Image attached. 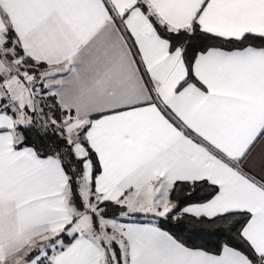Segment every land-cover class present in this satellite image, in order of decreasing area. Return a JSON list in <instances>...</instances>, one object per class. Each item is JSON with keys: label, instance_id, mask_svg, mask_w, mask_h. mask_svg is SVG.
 <instances>
[{"label": "snow or ice", "instance_id": "1", "mask_svg": "<svg viewBox=\"0 0 264 264\" xmlns=\"http://www.w3.org/2000/svg\"><path fill=\"white\" fill-rule=\"evenodd\" d=\"M0 264H264V0H0Z\"/></svg>", "mask_w": 264, "mask_h": 264}, {"label": "crops", "instance_id": "2", "mask_svg": "<svg viewBox=\"0 0 264 264\" xmlns=\"http://www.w3.org/2000/svg\"><path fill=\"white\" fill-rule=\"evenodd\" d=\"M125 222H130L129 220H126Z\"/></svg>", "mask_w": 264, "mask_h": 264}, {"label": "trees", "instance_id": "3", "mask_svg": "<svg viewBox=\"0 0 264 264\" xmlns=\"http://www.w3.org/2000/svg\"><path fill=\"white\" fill-rule=\"evenodd\" d=\"M111 211V210H110Z\"/></svg>", "mask_w": 264, "mask_h": 264}]
</instances>
